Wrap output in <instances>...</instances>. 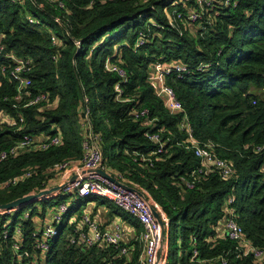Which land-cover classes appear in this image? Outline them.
Segmentation results:
<instances>
[{
  "label": "trees",
  "instance_id": "1",
  "mask_svg": "<svg viewBox=\"0 0 264 264\" xmlns=\"http://www.w3.org/2000/svg\"><path fill=\"white\" fill-rule=\"evenodd\" d=\"M228 3L212 9L199 7L198 0H0V67L10 61L5 53L29 58L31 96H48L47 102L25 106L27 97L14 98L16 83L0 69V112L11 117L10 124L0 123V150L25 134L60 137L57 145L0 162V204L55 184L60 171L54 164L79 162L84 144L97 136L105 169L146 191L166 215V264H264V253L259 261L236 255V243L217 230L225 201L233 195L236 221L264 251V160L263 150H256L264 146V0ZM190 9L200 12L196 23L177 19L178 12ZM141 34L144 41L136 47ZM107 60L121 67L126 79L106 69ZM151 63L188 69L182 77L175 71L163 77L179 101L178 113L155 92ZM143 109L147 115L136 117ZM183 115L193 138L212 144V153L230 162L231 177L220 178L210 165L187 187L201 164L184 147ZM150 133L161 138L162 152L153 153L158 143L148 139ZM25 171L28 177L2 184ZM68 198L58 194L29 202L11 215L0 214V264H36L24 255L16 258L13 234L20 227L18 252H37L31 237L34 216L43 217ZM94 199L111 207V214L130 218L105 199L78 197L39 264H105L116 256L114 247L82 249L66 238L67 217L79 218ZM25 211L30 212L27 218ZM138 254L134 243L127 264H136Z\"/></svg>",
  "mask_w": 264,
  "mask_h": 264
},
{
  "label": "built area",
  "instance_id": "2",
  "mask_svg": "<svg viewBox=\"0 0 264 264\" xmlns=\"http://www.w3.org/2000/svg\"><path fill=\"white\" fill-rule=\"evenodd\" d=\"M202 3H205L207 8L210 7L212 9H216L217 7V5L214 4H220L223 6L229 4L228 0H198L199 7H202ZM59 5L63 6L62 3H59ZM176 16L181 22H185L190 25L192 23H196L201 15L198 10L190 9L185 12H178ZM55 20L59 23L58 18H55ZM55 38V36H52L51 39L55 41ZM143 41V35L141 34L137 39L135 46L138 47L143 43ZM3 52L4 45L1 43L0 38V56L3 55ZM4 56L10 61L8 63H2L0 69L7 72L11 79L16 83L14 98L19 101L23 97H27L26 103H24L25 106L47 102L48 96L46 93H39L31 96V92L29 91V87L31 85L29 77L32 68L31 60L29 58L25 59L24 57H18L11 52L5 53ZM105 67L109 71L116 72L122 80L126 79L125 71L118 65L112 64L107 60ZM171 71H175L177 77H182V75L188 72V69L186 66L181 64L151 63L149 72L150 82L154 85L155 92L162 97L166 108L172 112L178 113L181 110L179 101L175 98L173 90L165 85L163 79L164 75L170 73ZM115 91L116 98H119L121 88L118 84L115 85ZM87 114L88 111L85 110V115ZM135 115L139 118L145 117L147 115V111L143 109L138 111ZM23 121V117L20 116L19 123H22ZM1 122L10 124L11 117L7 113L0 112V123ZM179 126L180 129L184 130L186 133L184 147L187 150L192 151L194 155L199 158L201 164L199 168L191 173L192 180L186 182L187 187H192L194 185V181L200 177L202 172H207L210 165L216 168L220 178L222 179H227L233 175L234 171L230 162L226 159L216 157L212 153V144H201L193 138L192 130L189 126L186 115H183ZM15 130H19V127H15ZM147 137L151 141L158 143L157 148L153 152L154 154H158L163 151L162 149L164 143L161 141L158 134L150 133ZM98 140L97 136L90 137L89 143L84 144V155L79 162L55 163L53 169L59 170V177L64 180L63 183H61V188L52 191L47 195H42L38 200L55 197L58 194L69 195V198L94 195L105 199L119 207L132 219L138 221L142 229L139 232L133 230L131 236H128L127 224L124 221L117 220L107 226H104L99 224L90 212L85 211L87 209L84 208L80 212L81 214L79 218H77L75 214L67 217L66 238L68 242L82 249H86L91 246L102 248L114 247L117 250L116 256L112 259L106 260L105 264H118L115 260L117 257H119L118 259H123L120 264H127L130 262L134 243H137L139 247V254L136 264H166L168 252V219L166 215L142 188L128 183L122 178L113 176L120 183L134 187L136 190L128 189L121 184H117L114 181L109 180L96 171L97 169H102L110 174L102 164V154L98 146ZM59 142L60 137L57 134L46 138H37L25 134L16 143L0 150V162L28 150H45L52 145H57ZM256 150H263L264 160V146H258L256 147ZM147 160L150 161L149 159ZM29 175L30 171H25L20 175L4 181L2 184H15L19 179L28 177ZM233 200L234 197L231 195L225 201V217L222 225L223 235L236 243V255H250L255 260L259 261L263 256L264 251L262 248L252 244V242L246 238L242 226L235 219L236 213L231 207ZM72 202L73 201H71V203ZM18 208L19 207L7 210L0 209V214L7 213L11 215L18 210ZM69 208L70 205H67L66 200H62L58 202L54 209L50 212L46 221H43L39 215L34 216V225L33 230L31 231V237L33 240V249L37 252L31 251V254L18 252L22 231L20 230V227L16 228L15 233L13 234V249L16 253V258L19 259L24 255L31 263L39 264L43 258V253L49 249V240L58 235L59 228L64 222ZM153 209L157 211L158 217L153 214ZM29 215L30 212L25 211L23 213V218H27ZM160 222L163 223V228ZM3 233L5 236L6 233ZM131 241L133 242L131 243ZM192 243L194 244V241ZM196 253L195 248H193L191 255L192 259L196 256ZM222 262L225 263L223 258Z\"/></svg>",
  "mask_w": 264,
  "mask_h": 264
},
{
  "label": "crops",
  "instance_id": "3",
  "mask_svg": "<svg viewBox=\"0 0 264 264\" xmlns=\"http://www.w3.org/2000/svg\"><path fill=\"white\" fill-rule=\"evenodd\" d=\"M63 181L64 180L59 177L55 184H53L49 187H46V188L50 189L54 186H61V183H63ZM39 191H41V190H39ZM77 198L71 197V201H74ZM110 208L111 207L107 206V204L98 203L96 201V199H94L93 201H89L88 203H86L85 209H87V210H85V211L90 212V214L98 221V223L102 224L104 226H107L108 224L112 223L113 221H117V220L124 221L127 224L128 236H131V234L133 233L132 232L133 230H135L136 232L140 231V230H137V228H138L137 222L134 219H132L131 217L130 218H128V217L123 218L122 216L120 217V215H117V213L111 214ZM112 208L115 209L114 207H112ZM50 212H51V210H47L46 215H43V217H41L43 221H46L48 219ZM80 212H81V210H80ZM80 212H79V214H80ZM75 216L78 218L79 215L75 214ZM217 230L220 232V234H222L221 224L218 225Z\"/></svg>",
  "mask_w": 264,
  "mask_h": 264
},
{
  "label": "water",
  "instance_id": "4",
  "mask_svg": "<svg viewBox=\"0 0 264 264\" xmlns=\"http://www.w3.org/2000/svg\"><path fill=\"white\" fill-rule=\"evenodd\" d=\"M96 171L99 174L103 175L104 177L108 178L109 180L114 181L117 184H121V185H123V186H125V187H127L128 189H131V190H136L134 187H130V186H127L125 184L120 183L113 176H111L110 174H108L107 172H105L102 169H97ZM60 188H61V186H54V187H52L50 189H43V190L38 191L36 193L24 195L22 197L16 198V199H14L12 201H9L7 203L0 204V209L7 210V209H13V208L21 207V206H23V205H25V204H27L29 202L38 200L42 195H47V194L51 193L52 191L58 190ZM153 214L156 217H158V213L154 209H153ZM160 224H161V226L163 228V223L160 222Z\"/></svg>",
  "mask_w": 264,
  "mask_h": 264
},
{
  "label": "rangeland",
  "instance_id": "5",
  "mask_svg": "<svg viewBox=\"0 0 264 264\" xmlns=\"http://www.w3.org/2000/svg\"><path fill=\"white\" fill-rule=\"evenodd\" d=\"M204 6H207L205 3L204 4H202V7H204ZM77 198V197H76ZM66 202H67V205L69 206L70 205V203H71V197L69 198V199H67L66 200ZM35 206L38 208V209H40V207H41V202H36L35 203ZM116 209H119L117 206H115V205H113ZM82 210V209H81ZM41 216H43V214H40Z\"/></svg>",
  "mask_w": 264,
  "mask_h": 264
}]
</instances>
